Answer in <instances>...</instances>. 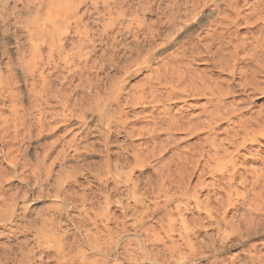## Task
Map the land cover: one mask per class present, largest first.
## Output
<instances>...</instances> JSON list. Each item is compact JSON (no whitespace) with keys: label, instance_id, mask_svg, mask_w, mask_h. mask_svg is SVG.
<instances>
[{"label":"bare ground","instance_id":"obj_1","mask_svg":"<svg viewBox=\"0 0 264 264\" xmlns=\"http://www.w3.org/2000/svg\"><path fill=\"white\" fill-rule=\"evenodd\" d=\"M161 1L146 0L142 4L137 3L138 6L132 9H130L132 2L130 4L129 0H98L94 2H91V0L24 1L23 9H26L28 13L25 15L26 17L30 15L29 19L25 20L26 24L24 26L26 29L20 34L14 30L12 34L13 40L19 45V48L26 44L29 49V61L25 59L28 61L27 69H24L23 74L20 72V77H23L22 80L26 85V95L37 97L36 89L40 85L39 82L42 83V87L52 88L53 84L55 85L54 82L58 81L59 86L56 87H58L59 102L62 106L60 116L71 118L77 115L80 112V100L84 95H89L90 92L87 93L83 86L79 90L81 93L73 89L68 95H65L64 92L62 94L64 85L70 83V81L72 82L74 76H79L81 83L84 80L95 82L99 72H105L107 68L118 63V60L126 57L131 49L129 44L131 46L143 45L142 43L148 40L153 25L149 16L159 15V3ZM96 2L102 7L100 18L106 23L104 24L106 27L98 33H95V31L90 33L87 31V21L85 20L87 16L89 18L92 15V6L97 10ZM126 2H128V9L123 8ZM191 2L193 14L195 13L192 26H197V29L191 30V33L195 32L196 34H190L186 39L179 41L178 50L173 53L171 62L162 63L161 70H158L157 82L152 86L153 88L151 87L150 97L152 100L149 98V103H154L158 100V97L171 100L184 96L189 97V95L195 97L201 95V93H207L210 96V107L204 110L205 117L200 114L185 116L177 114V111L175 114H171L169 108L170 113L167 114L163 110L158 113H151L147 129L150 136L149 141L146 140L144 143L139 144L147 146L136 149V146L133 143H128V140L143 132L136 126L138 119L130 118L129 112L131 109L127 110L124 105H119V98H121L122 93V89H120L117 96H114V102L110 101V106L106 104L102 107L100 109L102 112H99L98 116L103 130L107 134L105 138H109L111 134L116 133L122 135L124 139H116L115 147L118 149L115 151L114 149L112 152L106 150L107 157L101 168L98 167L99 169L94 170L91 166L93 164L86 163L87 172H93L96 180L100 184H105L108 178L112 177L114 171L122 169L125 165L128 166L129 163L143 166L147 162L154 161L155 177L145 178L142 182L139 181L140 183L134 181V178L131 182L130 179L123 177L126 180L124 184L125 192L127 191L128 195L133 193V198L127 204L126 209L130 208L131 214L129 213V215L134 220V222L132 220L129 227L133 231L136 228L134 233L140 236L139 242L136 243V250L132 249L133 251H130L131 247L128 248L127 244L120 245L118 252L115 246L109 249L114 252L111 254L116 258L119 256L125 259L133 258L136 261L135 264L138 260L140 262L141 259L150 261V258H152L153 263L157 262L158 264H188L190 261L207 257L210 253H217L226 249L232 245L230 242L234 238L249 236L253 232L256 233L258 229H264V156H256L253 159L254 162L259 163V166L254 165L253 168L245 167L248 165L245 164V159L242 157L246 152L250 153L252 151L248 150L252 146L249 144L251 141H257L259 137L255 132V127L260 126L263 120H260V118L239 117L234 114V111L222 109L225 96L229 93V86H224L221 81L213 78L214 76L207 74L206 70L201 72L196 67L198 63L204 62L221 71L231 72V76L238 72L244 88H250L253 92L258 90L260 84L257 79L258 75L261 73L264 76V0H253L252 2L250 0H193ZM202 7H206V9ZM125 10L129 13L126 12L127 14H125ZM116 14L118 15L116 16ZM127 15L130 18V24L125 25L124 22L128 20L123 17ZM3 25L8 29L11 23H1V29L4 27ZM123 30L127 31L128 37L123 33ZM242 30H247V32H242ZM4 31H2L4 35H0V44L5 46L6 31ZM7 35L9 36V34ZM3 50V53L7 51L4 47ZM9 60H11V57H9ZM71 65H74L72 72H68L67 76H62L64 73H61L60 69H67ZM21 93L22 91H20ZM132 98L127 99L125 105L128 106V103L130 105L139 104L142 101V99L133 101L134 98ZM145 98L147 99V97ZM43 103L47 104L48 99H45ZM40 114L43 116V120L47 119V112L43 111ZM234 117L236 120H233V135L228 136L231 137V141L229 139L232 143V145L229 143L230 148L231 146L233 148L232 150L221 148L222 144L220 145L217 142H223H220V140L216 142V136H218L216 134L220 132L218 128L221 127L222 121H229ZM43 120L39 119L40 122ZM199 127L206 130H201ZM162 128L168 132L187 128L190 129L189 132H193V134L200 137L196 138L197 142L193 144V148L190 149L191 146H189V149H184L183 152L172 151L173 153L171 152L172 154L167 158L168 152L173 149L170 147L172 145L168 143L169 139L167 141L165 138L166 143L162 141L164 139L159 142L162 136L160 129ZM198 128L201 130L200 132ZM74 131L75 137L79 139V145L75 148V155L90 154L92 152L91 142H84L87 140L88 135L81 134L79 130ZM166 134L171 137L172 133ZM261 134L264 136V132ZM227 138L225 141H227ZM235 141L237 142L235 143ZM205 145H209L210 148L207 147L208 149H206ZM225 146L223 143L222 147ZM16 151L23 158L26 157L27 148H18ZM242 151L245 152L244 155ZM253 153H251V156ZM241 157L243 158L241 160L243 167L240 163ZM165 158L167 161L164 160ZM76 159L78 158L76 157ZM212 163L214 164L213 167H211ZM11 164L17 166L13 161ZM131 164L130 166H132ZM117 173H114L113 176L118 175ZM204 173H208L207 175L211 173V183L208 184L205 181L206 175ZM119 176L121 175L119 174ZM195 177L197 178L196 181L194 180ZM113 178L116 180L120 177ZM123 178L121 179L123 180ZM73 179V175H69L66 185L65 182L63 186L60 185L61 187L57 188V193L60 200L64 202L65 205L63 206L66 211L68 205L76 208L77 206L82 207L79 214L77 212V216L71 217L70 226L78 230L87 229L85 231L87 243L92 242V238L91 229L86 228V224L99 230L102 227H108V224L104 222H114L116 227L119 226L124 232L128 233V223L125 220L121 223L116 219V221H113L114 218H109L104 210L102 212L96 210L95 201L98 195L94 190L95 185L88 182L82 191H78L70 184ZM193 180L195 183H193ZM75 181L76 179H74ZM141 185L142 187H140ZM204 188L207 190L205 195L201 191ZM105 202L106 204L110 203L109 196L105 197ZM10 218L11 222L15 220L13 219L14 216ZM1 221L3 220L1 219ZM15 223L17 226L14 230H11L12 234H16L15 230L19 231L20 229V221H15ZM67 230L68 227L63 231L60 230L59 226H53V224L46 222L42 234L38 236V242L44 244L55 243L57 246L59 245V252L63 258L68 257L80 245L76 244L74 239L71 243L65 241L63 234L67 233ZM110 239L112 240L109 237ZM110 243L113 244L114 242H107V244ZM97 246L94 247L95 251L99 249ZM106 248H102L100 252L106 253L108 250ZM13 254L11 248L5 249L1 253L0 264H9V259ZM249 257L247 261H239L238 264H257L258 260L255 261L257 256L251 255ZM61 260L65 264H96L95 262L87 263L88 261L86 262L84 258L79 261L73 257ZM219 260H215L214 264H232L224 262L222 259ZM35 263V261L27 259L23 262V264ZM258 264H261L260 260Z\"/></svg>","mask_w":264,"mask_h":264},{"label":"rangeland","instance_id":"obj_2","mask_svg":"<svg viewBox=\"0 0 264 264\" xmlns=\"http://www.w3.org/2000/svg\"><path fill=\"white\" fill-rule=\"evenodd\" d=\"M24 1L26 0H0V22H9L12 25H10L8 29L3 25V30L1 29L2 26H0V35L3 36L4 33L2 31H6H4L6 33V38L4 40V42L6 41L5 46L0 44V256L5 249L11 248L15 255L13 254L11 256L9 264H23L26 259L35 261V264H58V262L59 264H65L61 259H68V257H73L77 261L83 260L84 258L86 262L88 261L87 263L95 262L96 264H135L136 261H134L133 258L125 259L120 256L116 258L111 254L114 252L109 249L115 246L117 251L119 250L120 245L127 244L128 248L131 247L130 251L132 249L136 250V243L139 242L140 236L134 233L136 228H134L133 231V229L129 227L133 218L129 215V213L131 214L130 208L126 209L127 204L133 198V193L128 195L127 191L125 192L124 184L126 180H124V178L126 177L127 179H130L131 182L133 178L134 181L142 182L145 178L155 177L156 170H154L155 168L153 166L155 165L154 161H150V163L152 162L151 164L147 162V164L143 166L132 165L129 163L128 166L125 165L122 169L120 168V170H118L119 173H117L118 171H114V173H117L118 175L113 176L114 173H112V177L120 178L114 180V178L112 179L110 176L111 178L109 177L105 184H100V182L96 180L93 172H87L86 163L90 162L93 164L91 166L94 170L98 167L101 168L107 157L106 150L112 152L114 149L115 151L118 149L115 147L116 139H124L122 135L116 133L111 134L109 138H105L107 134L104 132L98 116L99 112H102L100 110L102 107L106 104L107 106H110V101L112 103L114 102L120 89H122V93L120 96L121 98H119V105H124L127 110L131 109L129 112L130 118L138 119L136 126L143 132L134 135L128 140V143H133L134 146H136V149L147 146L139 144L142 142L144 143V141L150 138L147 129L149 127V116L151 113H158L163 110L166 114L170 113V111L171 114H175L177 111V114H183L185 116H191L194 114H200L203 116L204 110L210 107V96L207 93H201V95L199 94L195 97L189 95V97L184 96L171 100H165V98L162 99L161 97H158V100L156 101L159 102L156 103L155 101L154 103H149L150 99L152 100L150 97V91L153 88L152 86L157 82L162 63L171 62L170 60H172L173 53L178 50L179 41L186 39L190 34H196L195 32L191 33V30L194 28L195 30L197 29V26H192V21L195 19V13L193 14L191 7V1L193 0H162L159 3V15L154 14L149 16L153 25L148 35V40L145 43H142L143 45L139 44L131 46L129 44V48L131 49L126 57L118 60V63L107 68L105 72H99L98 77L95 78V82L84 80L83 83H81L79 76H74L72 82L70 81V83L65 84L62 90V94L64 92L65 95H68L73 89L76 92L81 93L79 90H81L80 88L83 86L87 93L90 92L89 95H84L80 100L79 109L81 113L78 112L77 115L71 118L69 116L64 118L60 116L62 106L59 102L60 95L57 92L58 87H56L59 86L58 81L54 82L55 85L53 84L52 88H48V86L42 87V83L39 82L40 85L36 89L37 97L35 95H26V85L24 84V80H22L23 77L20 76L21 73L25 72L27 69L26 65L29 61V49L26 44L19 48V45L13 40L12 34L14 30H16V32L18 31V34H20L26 29L24 24H26L25 22L29 19L30 15L29 17H26L25 15L28 13L26 12V9H23ZM92 1L94 2L98 0H91V2ZM145 1L146 0H129L130 4L132 2L130 9L138 6V4L144 3ZM252 1L253 0H250V2ZM92 5L93 3L91 6ZM93 8L94 7L92 6V15H90L89 18H87V16L85 21H87L88 32L93 33L95 31V33H98L100 30L105 29L106 26H104V24L106 23L100 18L102 14L101 5L97 3V10ZM123 8H129L128 2H126ZM202 8L206 9V7ZM126 12L129 13L125 10V14H127ZM117 15L118 14H116V16ZM123 18L128 20L125 22L122 21L125 25L130 24V18L128 15ZM242 32H247V30H242ZM123 33H125L126 36L128 35L126 30H123ZM7 34H9V36ZM3 47L7 50V53H3ZM97 55L99 56V53ZM9 57H11V60H9ZM96 58L98 59V57ZM196 67L198 68V71L201 72L206 70L207 74L212 77L214 76L213 78L221 81L224 86H229V93L225 96V101L222 103V109L234 111V114L239 117L243 116L251 119L260 118V120H263V123L260 124V126L255 127V132L259 137L257 141L250 142L249 145L252 146H250L251 149L248 148V150L252 151L250 153L246 152L245 155V152L242 151L245 156L242 157L245 159V164L248 165L245 166L244 164L245 167L253 168L254 165L259 166V163L254 162L253 159L256 156H264V136L261 134L264 132V76L261 73L258 75L257 79L260 83L259 88L253 92L250 88L243 87V81L238 72L234 76H231V72L221 71L204 62L198 63ZM73 68L74 65H71L67 69L61 68L60 72L64 73L62 76H67L68 72H72ZM17 81H19V83H17ZM91 84L93 85L90 86ZM20 91H22V95L20 94ZM49 91L51 92L50 94ZM131 97L134 98H132L133 101L142 99V101L144 100L145 102L141 101L139 104L135 103L134 105H130V103H128V106L125 105L127 99H131ZM145 97L150 99L147 100ZM45 99H48L47 104L43 103L45 102ZM5 103L8 104L6 105ZM157 107L160 108L158 109ZM43 111L47 112L46 120H43V116L40 114ZM90 117L91 119H89ZM40 118L43 120L42 122L39 121ZM234 119L236 120L234 117L229 121H222L223 123H221V127L219 126L220 128H218L220 132L216 134L218 136L215 135L217 137L216 142L220 140V142H223L224 145L227 146L222 147L223 143L217 142L220 145L222 144L221 148H229L230 150L233 148V146L230 148V144L232 145V143H230L231 137L229 138L228 136L233 135L232 125ZM199 128L201 129V127ZM162 129H160L162 131L160 132L162 136L160 137L159 142L164 141L166 143V140H172L168 143L172 145L170 147L173 150L168 152L169 154H167V158L173 153L172 151L183 152L184 149L188 150L189 146H191L190 149L193 148V144L197 142L196 138L200 137L193 134V132H189L190 129L187 128H181L180 130L177 129L176 131L173 130L171 132ZM200 129L199 132L203 128ZM74 130H79L81 131V134L88 135L87 140L84 142H91L90 145H92V152L90 154L75 155V148L79 145V139L75 137ZM165 132L168 134L172 133L171 137ZM201 137H203V135H201ZM226 138L227 141H225ZM236 142L237 141H235V143ZM11 145L16 146L14 147ZM207 147L210 148L209 145H205L206 149H208ZM18 148H27L25 158L16 151ZM255 151L259 152L256 154ZM251 153H253V157L251 156ZM76 157L78 159H76ZM242 157L240 158V163L242 162ZM164 160L167 161L166 158ZM12 161L15 162L17 166H13L11 164ZM130 164L132 166H130ZM242 164L243 163H241V166L243 167ZM213 166L214 164L212 163L211 167ZM119 174L121 176H119ZM207 174H205L206 176L204 179H206L205 181L209 184L211 183L210 179H212L210 176L211 173H209V175ZM67 175H73V178L76 179L75 182L74 179L71 180L72 182H70V184H72V187L76 188L78 191H82L88 182L95 185L94 190H96L98 195L95 201L96 210H101V212L104 210L109 218H114L112 219L113 221L119 220L118 222L121 223L125 220L126 223H128V233H126V231L124 232L119 226V228L116 227V223L114 222H104L108 224L110 229L108 227H102V229L100 228L99 230L86 224V228L91 229V233L90 231L88 232L91 234L92 238V242L87 243L85 239V231L87 229L78 230L77 228L70 226L71 217L77 216L82 207L77 206L76 208L68 205L66 211L63 206L65 205L64 202L58 197L57 188L63 186L64 182L66 185V180H68ZM121 178H123L124 181ZM194 180L196 181L197 178L195 177ZM194 180L193 183H195ZM206 182L205 184L207 185ZM140 187H142V185ZM203 187L205 186L203 185ZM201 191L202 193L204 192V195L207 192L205 188ZM106 196L110 197V203L108 204L105 202ZM128 196L130 197L128 198ZM102 197L104 199H101ZM50 215L51 217H49ZM11 216H14L13 219L15 220H13V222H11ZM1 219L3 221H1ZM15 221H20L21 225L19 231L15 230L16 234H12L11 230H14L17 226ZM46 222L48 224H53V226H59L60 230L63 231L68 227L67 233L63 234L65 236V241L71 243L74 239L76 244L80 245L79 248L74 252L72 251L73 253L71 252L68 257L66 256L63 258L59 252V245L57 246L55 243L44 244L38 242V236L42 234ZM113 227L114 229H112ZM253 233L249 236L234 238V240H232L233 242H230L232 245L230 244L231 246H228L226 249L221 250L220 252L218 251L217 253H210L207 257L205 256L190 261L188 264H214V261L219 259H222L224 262L238 264L240 263L239 261H247L251 255L255 257L257 256L255 259L256 262L258 260L257 264L259 263V260L261 261V264H264V229H258L255 234ZM95 237H97L99 241ZM109 237L112 238V240H109ZM107 242L114 243L107 244ZM97 244L99 245L97 246ZM95 246L99 248V251L94 250ZM102 248L108 249L107 252L101 253L100 251ZM151 259L152 258H150V261L148 259H141L140 262H138V260L137 264H152L153 262ZM156 263L157 262L153 264Z\"/></svg>","mask_w":264,"mask_h":264}]
</instances>
